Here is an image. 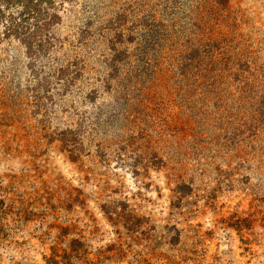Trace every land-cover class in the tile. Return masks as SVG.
<instances>
[{
    "label": "rangeland",
    "instance_id": "obj_1",
    "mask_svg": "<svg viewBox=\"0 0 264 264\" xmlns=\"http://www.w3.org/2000/svg\"><path fill=\"white\" fill-rule=\"evenodd\" d=\"M0 264H264V0H0Z\"/></svg>",
    "mask_w": 264,
    "mask_h": 264
}]
</instances>
